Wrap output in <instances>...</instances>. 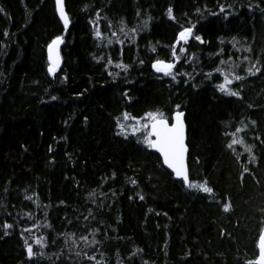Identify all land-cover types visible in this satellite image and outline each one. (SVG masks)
Instances as JSON below:
<instances>
[{
  "label": "trees",
  "instance_id": "obj_1",
  "mask_svg": "<svg viewBox=\"0 0 264 264\" xmlns=\"http://www.w3.org/2000/svg\"><path fill=\"white\" fill-rule=\"evenodd\" d=\"M221 3L227 13L233 4L235 13L218 14ZM169 6L176 21L167 16ZM65 8L67 31L54 0H0V225L14 224L8 235L0 227V264H95L87 259L93 255L102 264H255L264 225V0H65ZM97 11L103 41L90 23ZM149 16L148 28L125 42L123 55L115 38L107 44L122 21L128 30ZM192 24L205 42L193 37L176 45L181 28ZM57 35L64 36L62 64L53 75L46 49ZM173 46L178 53L188 49L176 68L192 73L188 83L151 67L155 59H174ZM100 55L105 59L97 61ZM109 55L129 69L105 67ZM253 64L261 71L249 75ZM232 70L245 77L230 85L241 97L215 87ZM110 71L120 75L113 79ZM176 105L185 112L190 180H206L213 193L175 179L143 143L146 133H131L132 124L146 122V112L170 120ZM244 125L236 136L253 145L255 161L244 145L228 147ZM32 223L48 243L41 249L30 239L46 256L29 259L20 231ZM71 232L76 240L68 236L65 244ZM93 233L98 243L85 247L79 237L91 240Z\"/></svg>",
  "mask_w": 264,
  "mask_h": 264
},
{
  "label": "snow or ice",
  "instance_id": "obj_2",
  "mask_svg": "<svg viewBox=\"0 0 264 264\" xmlns=\"http://www.w3.org/2000/svg\"><path fill=\"white\" fill-rule=\"evenodd\" d=\"M243 6V5H241ZM225 4L221 3L219 4L220 13L218 14H224L225 18H227L228 15L235 13L236 9L234 8L233 4H227L228 9H232V13L225 12ZM248 9L251 10L254 5L249 3L247 5ZM56 9L58 11L60 19L63 21V26L65 30L67 31L69 25L71 24V19L69 17V13L66 11L65 8V0H56ZM200 11L199 9L197 10ZM137 15L139 16L140 13L138 12ZM167 16L173 20L176 21L177 17L174 14V9L172 6H169L167 9ZM106 19V18H105ZM101 20V13L99 11L96 12L95 19L90 18V23L92 24V27L94 29L93 35L96 39L103 41L105 39V33L101 31V27L99 25V21ZM151 20V17L149 16L148 19H145L143 22V26H137L132 27L128 30H125L127 28V25L124 24V22H121V27L119 29V33L123 35V38H121V35L118 34L117 31H112L111 36L107 37V44L112 45L114 43V38L116 41L119 42L121 45V55H123V46L125 42L134 43L138 33V28L140 31H143L144 29H147L149 26V21ZM109 26L111 27L112 22L108 21ZM196 28L195 24H192L191 26L182 27L181 30L178 32L175 44L179 45L181 42H184L187 44L190 39L194 37L195 41L200 42L203 44L204 37L202 34H195L194 30ZM5 36L8 35L7 30H5ZM64 42V36L63 35H57L54 37L51 42L47 45L48 50V72L52 73L53 75L56 74L57 70L60 67L62 58L60 55V46ZM221 42L223 43V38H221ZM232 47L237 48L239 45V41L236 37H232L231 39ZM156 50V46H152V51ZM220 53H223L224 49L220 48ZM248 52L252 51L251 47L247 48ZM188 52V49L186 47H180L179 53L177 52V49L175 46L171 49V55L174 59L172 60H165V59H155L151 63V67L155 69L157 72L164 74L166 77H171L173 81H176L179 83L178 77L183 75L184 77H187L188 79L184 80V83H188L190 80L193 79V75L190 72L184 71V72H178L176 71L177 64L181 61L182 57H184V54ZM195 55V54H193ZM212 55V54H209ZM95 59L97 61H102L105 59L103 55L96 56ZM248 56L243 57V61H249ZM186 62L192 61V56L185 57ZM229 61H231V57H229ZM242 61V62H243ZM113 63H116V66L118 68H122L124 70L129 69L130 65L124 63L123 59H120L118 62L113 61L111 59V56L109 55V58L107 60V64L111 65ZM140 64L144 63V60H139ZM228 61L221 60V64H226ZM257 64L259 61L257 60ZM239 64H234V68H238ZM217 72H223L224 69L217 68ZM247 73L249 75H256L261 71L260 67H256L255 64L247 67L246 69ZM109 74L115 79L120 75L119 72H109ZM212 73L209 72L207 74V78H211ZM67 77H65L66 79ZM245 77L242 75H238L236 71L232 70L229 72H224V79L222 83H218L215 85V87L219 90V92L224 93L229 96H235V97H241L242 93L241 91L234 90L230 85H232L235 81H242ZM125 95L127 96V92H125ZM52 100H56L57 97L53 96L51 97ZM129 100H131V97H128ZM180 105H176V111L173 113V122H169V118L165 116L163 112L158 111H148L144 114V117L147 118L146 122L144 123H134L131 125V133H146V135H143V143L147 145L150 149H156L158 150L159 154L162 156V162L164 165H167L169 169H171L174 173V176L176 178H180L188 188L195 189L197 191H203L204 193H213L214 189L208 185V182L205 180L204 183L200 182H193L190 180L189 176V169L187 165V154L189 152V146L186 142V121L184 119L185 112L179 110ZM124 119L127 120L130 116V114L125 111L123 113ZM87 119V118H85ZM119 120V118H117ZM133 120H143V117H132ZM252 124H256V121L253 120ZM117 127L121 129L120 134L124 136L129 135V128L124 123H118ZM244 128H247V125H244L243 128H237L235 133H232L233 139L228 144V147L235 151L233 148V145L236 144H242L244 145L245 151L248 152L250 155L248 157L249 161H255L257 158L252 153L253 145L245 144L243 138H237L236 133H239L244 130ZM143 130V131H142ZM51 150V149H50ZM237 155H240L237 153ZM115 175V174H113ZM137 181L135 179L132 180V184L135 185ZM101 195H104V193H101ZM29 200L32 199V197H27ZM141 200L144 199L143 196L140 197ZM47 213H45L46 215ZM31 216V213L28 214ZM95 217H93L94 219ZM84 220H88L89 217H83ZM72 221L70 220L69 223ZM4 229V234L8 235V230L13 229L14 224L10 223L8 220H4L3 224L0 225ZM37 223H32L28 227L23 228L20 231V236L23 237V246L26 249V256L31 259L33 257L39 256H46V253L43 251L37 252L34 251V244L30 242V239L34 240L35 245H39L41 249L45 248L47 246V238L44 236H37L33 233V229L37 228ZM47 227L51 228V224H48ZM100 229H95V232H99ZM25 233H32L31 237L25 236ZM68 236L72 237V242H75L76 240V233L71 232L65 234V244H68ZM79 240L84 242L85 247H90L92 245H95L98 243V241L95 239V233H93V237L91 240H89V237L87 235H81L79 237ZM55 243V241H53ZM69 251H72L71 248H69ZM77 256L80 255L79 252L76 253ZM87 257V253L84 254ZM103 256V254H101ZM57 259H60L58 256ZM71 259V257H69ZM88 260L95 261V264H102L101 260H98L95 255L87 257ZM106 264V262H105Z\"/></svg>",
  "mask_w": 264,
  "mask_h": 264
},
{
  "label": "water",
  "instance_id": "obj_3",
  "mask_svg": "<svg viewBox=\"0 0 264 264\" xmlns=\"http://www.w3.org/2000/svg\"><path fill=\"white\" fill-rule=\"evenodd\" d=\"M54 2H55V9H56V0H54ZM56 13H57V16H58V18H59V20L63 23V21L60 19V17H59V14H58V11H57V9H56ZM51 42V41H50ZM49 42V43H50ZM46 52H47V59H48V50L46 49ZM60 55H61V52H60ZM62 58V57H61ZM48 63H49V60H48ZM61 64H62V61H61ZM61 64H60V66H61ZM60 68V67H59ZM176 111V110H175ZM174 111V112H175ZM173 112V113H174ZM173 113H172V115H171V118H170V120H169V122L171 123V122H173V119H174V117H173ZM186 136H187V130H186ZM154 152H156L159 156H160V158H161V161H162V156H161V154H159V152H158V150H156V149H152ZM162 164H163V162H162ZM163 166L166 168V169H168L172 174H173V177L175 178V179H178V180H181L180 178H176L175 176H174V173H173V171L171 170V169H169L168 167H167V165H164L163 164ZM184 185L187 187V185L184 183ZM257 249H258V254H257V257H256V260H255V264H264V225H263V228H262V231H261V234H260V236H259V238H258V243H257Z\"/></svg>",
  "mask_w": 264,
  "mask_h": 264
},
{
  "label": "bare ground",
  "instance_id": "obj_4",
  "mask_svg": "<svg viewBox=\"0 0 264 264\" xmlns=\"http://www.w3.org/2000/svg\"><path fill=\"white\" fill-rule=\"evenodd\" d=\"M187 165H188V163H187ZM168 170V169H167ZM173 175V174H172Z\"/></svg>",
  "mask_w": 264,
  "mask_h": 264
},
{
  "label": "rangeland",
  "instance_id": "obj_5",
  "mask_svg": "<svg viewBox=\"0 0 264 264\" xmlns=\"http://www.w3.org/2000/svg\"><path fill=\"white\" fill-rule=\"evenodd\" d=\"M52 74V73H51Z\"/></svg>",
  "mask_w": 264,
  "mask_h": 264
}]
</instances>
